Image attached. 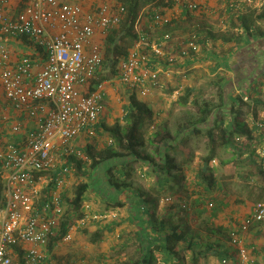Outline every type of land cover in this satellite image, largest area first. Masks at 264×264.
I'll return each instance as SVG.
<instances>
[{
	"label": "trees",
	"instance_id": "trees-1",
	"mask_svg": "<svg viewBox=\"0 0 264 264\" xmlns=\"http://www.w3.org/2000/svg\"><path fill=\"white\" fill-rule=\"evenodd\" d=\"M118 2L124 6L125 13L120 24L103 39V68L90 80L88 94L99 83L118 77V64L127 55L137 37L134 24L141 10L149 5L148 18L152 21L154 12L165 13L175 5V0ZM186 11L185 15L189 18L190 12ZM216 16L219 22L222 13H217ZM169 25H164L162 29ZM164 32L165 30L161 34ZM196 33L200 48L211 47L209 50H212L214 55L217 54L216 56L224 55L228 46L234 63L229 67L231 77L225 80L226 82H221V75L214 77L217 79V82H214L215 99L205 101L204 105L199 106L197 98L192 97L196 88L190 87H186L185 91L173 99L172 104L198 105L199 115L195 120L189 121L187 126L176 125L174 131L168 123L157 126L156 115L150 104L141 98L136 90L125 87L127 102L123 106L121 118L111 125L99 118L91 127L92 133L87 131L89 136L93 133L99 136L105 133L108 141L103 148L97 147L96 139L90 140L80 149L86 160L75 156L68 159L78 177L102 174L99 179L106 197L113 202V209L125 205L124 201L120 200L123 192L128 191L129 197H133L134 201L130 204L142 215V219L132 235L137 244V256L128 258L125 264H201L199 259L204 260L208 256H215L220 263L228 262V256L235 260L238 254L230 244L231 232L239 231L242 222L249 218L250 214L241 222L233 221L227 227L209 222V217L216 216L214 212H210L209 217L206 215L200 222L206 228L205 233L201 234L190 228L188 211L191 208L186 204L183 206L182 201L189 199L194 189L204 198L214 199L211 195L219 187L216 173L222 171L225 174H234L239 164L241 166L243 163L256 167L260 180L264 182V157L257 152V148L264 144L263 133L252 123L264 109V6L260 10L248 9L236 16L228 13L223 30L210 32L207 36H203L200 30H196ZM208 41L211 43L207 44ZM212 41H217L219 45L212 44ZM216 68L217 66L212 70ZM106 69H109L107 74L104 73ZM245 96L249 101L244 100ZM203 136L207 139L206 153L200 157L199 168L193 173L191 180L187 178L184 170V166L189 164V158H185L189 153L187 144ZM227 150L233 156L221 158L220 153ZM180 155L183 159L178 160ZM213 161H218L220 170L213 167ZM134 162L141 163L143 176L154 177L150 192L143 189L141 191L131 180L135 172L132 167ZM126 164L127 168H124ZM49 174L52 179L45 190L54 188L57 173L53 171ZM249 175L252 176L251 172ZM89 187V182L80 180L72 188L71 195L68 190L62 193V205L64 207L67 204L68 207L59 231L55 232L46 246L48 255L66 234L72 217L83 215L85 193ZM3 190L0 176V208L3 206ZM163 197H169L170 202L167 203L168 208L158 214L153 208H157ZM180 210L183 214L179 213ZM259 224L252 223L250 227ZM101 237L102 230H98L92 235V242H98ZM213 237L217 239L214 240ZM120 238L122 240V237ZM14 249L19 254V262L25 264L21 257L23 251L19 247ZM102 259L105 264L108 263L105 256Z\"/></svg>",
	"mask_w": 264,
	"mask_h": 264
},
{
	"label": "built area",
	"instance_id": "built-area-1",
	"mask_svg": "<svg viewBox=\"0 0 264 264\" xmlns=\"http://www.w3.org/2000/svg\"><path fill=\"white\" fill-rule=\"evenodd\" d=\"M182 3L189 12L204 10L215 14L221 11L219 23L222 26L228 13L236 16L264 6V0H222L214 10L193 1ZM124 13V6L118 0L103 3L91 11H84L77 3L59 0H25L24 7L14 15L0 9L1 33L27 36L44 47L47 55L33 80L28 81L33 67L30 58L23 57L10 66L7 49L0 47V85L6 99L37 120L36 125L24 133L21 142H7L0 149V176L4 185L0 208V264H21L15 247L23 251L21 257L25 264H52L46 246L64 219L61 198L72 169L68 159L70 156L87 159L74 145V139L83 130L92 133V125L105 108V82L88 94L89 82L103 68L104 37L120 24ZM152 22L162 27L171 24V17L156 11ZM134 31L137 37L118 64L117 79L125 87L136 90L141 98L161 87V73H168L179 59L192 60L200 51L196 31L178 40L177 52L169 46L173 40L170 32L157 38L145 33L142 10ZM244 100L249 101L246 96ZM41 101L50 104V109L38 116L45 109ZM252 123L262 131L264 142V114ZM21 129L19 123L11 127L14 134ZM257 149L264 157V144ZM53 171L57 173L54 188L45 190L52 179L49 173ZM43 172L46 174L41 175ZM212 205L210 201L208 206ZM116 216L114 211L94 212L84 203L83 215L72 217L62 240H69L75 229L91 222L105 223ZM256 222L264 229V202L261 201L254 205L239 231L231 232L230 244L236 249L240 264L248 263L244 235Z\"/></svg>",
	"mask_w": 264,
	"mask_h": 264
},
{
	"label": "crops",
	"instance_id": "crops-1",
	"mask_svg": "<svg viewBox=\"0 0 264 264\" xmlns=\"http://www.w3.org/2000/svg\"><path fill=\"white\" fill-rule=\"evenodd\" d=\"M59 1H69L79 4L84 11H91L92 9L100 6L103 3H112L115 0H59ZM184 1H193L200 3L201 5H204V7L214 10L217 7L221 5L222 0H178L175 1V5L168 9L165 13L171 17V24L168 27H165V32H170L172 34V41L169 43V46L174 49L175 52L178 51L179 45L178 40L181 38H184L187 36L191 31L189 28V24L191 21H200L198 24L196 22L195 25H198L201 29L200 31L203 32V36L210 32H215L217 30H223L224 26L220 25V23L216 20L217 19V13H221V11H217L215 14L211 13H205L204 10L196 11V12H190L189 18L186 17L185 13L187 12L186 9L183 7ZM25 5V0H0V9L4 10L5 13L9 15H14L18 13ZM150 7L149 5L145 6L144 9H142V29L145 33L149 34L153 38L160 37L162 34V27L155 26L152 21L148 18ZM222 18V17H221ZM221 20V19H220ZM217 23L214 24L213 22ZM219 23V24H218ZM187 25V26H186ZM193 28V27H192ZM195 28V26H194ZM159 29V30H157ZM196 29V28H195ZM211 41H208L207 44H210ZM212 44L219 45L217 41L213 42ZM168 46V47H169ZM210 46V45H209ZM0 47H4L7 49L9 53V65L14 66L17 64L23 57H29L32 61L33 67L31 71V76L28 78V81H32L34 78L35 73L39 70V67L43 65L47 59L46 51L44 47L40 46L36 42H34L32 39L28 38L27 36H8L0 32ZM170 48V47H169ZM211 47L207 48H201L203 52H199L198 55L191 59H179L176 65H172V69L169 70L167 73H161L160 74V83L161 87L153 89V91L147 95L146 97H143L144 100H146L151 108L154 110L156 115V125L162 123H168L170 116H173L174 112L171 109L172 102H174L173 99H176L177 96L182 92L183 88L190 87L191 88H198V84L200 82V78L202 75H205V72L209 74V77L212 76V74H215L216 72H213L210 74L211 70L217 66V64L220 63L217 70L220 71V74L222 75L221 82H226L225 80H228L231 77V70L229 67L233 66V54L231 53V49L226 46L224 55L221 54V56H216L213 54ZM169 51V49H167ZM174 52V53H175ZM215 52V51H214ZM216 53V52H215ZM206 60V61H205ZM205 61V62H203ZM202 64H198V63ZM165 65V64H161ZM206 66V67H205ZM167 68V67H166ZM213 71V70H212ZM183 72L185 74H183ZM210 82L213 83L214 87L216 88V84L214 82H217V79L213 78ZM105 82V92L106 96L107 94H111L110 98L113 97V93L109 91V87ZM125 87V86H124ZM172 91V95H171ZM185 91V89H183ZM239 92V91H238ZM173 100V101H171ZM41 103L45 104V109L40 111L41 113L38 114V116H42L43 114L47 113L50 109V104L45 103L44 101H41ZM175 116V115H174ZM121 118V116H120ZM100 119L103 120L108 125H111L114 122V117L110 115V111L108 108H104L103 113L100 116ZM116 120V119H115ZM21 124V131L18 134L12 133L11 127L15 124ZM37 123V120L33 117H30L28 112L25 110H19L16 109L5 97L4 92L2 90V87L0 85V149L4 147V145L7 142H21L24 139V133L30 129L33 128ZM169 126V124H168ZM92 136L88 135V132L83 130L79 135L76 136L74 139V145L81 149L84 147V145L91 140ZM202 138V137H201ZM201 138L193 139L187 144V149L189 150V153L186 159L189 160V164L184 166V170L187 173V178L192 180L193 173L197 172L200 164V157L202 154H200L196 149H198V142ZM206 138V137H205ZM100 141V140H99ZM97 144L98 148L100 147V144ZM201 142V141H200ZM191 150V151H190ZM228 157L223 154L226 153ZM226 152L220 153L221 158H231L233 154L227 150ZM247 158V157H245ZM183 159V157L180 155L178 156V160ZM213 167L217 170L219 169V163L218 161H213ZM220 172V171H219ZM145 174V173H144ZM219 187L216 188L215 192L213 193L214 199L210 198H204V196L200 195V192H194L191 195L189 199H185V201H182V205L186 204L189 208H191L188 214V224L190 225V228L193 231H199L201 234L205 233L206 228H204V224H201L204 217L207 215L209 217L210 212H214L216 214L215 218L209 217L208 220L214 225L217 226H227L232 224L233 221H239L243 220L247 214L242 215L240 212H236V210L232 211V207L229 205V207L225 206L223 204H220L219 206L216 205V208L209 207L208 203L210 201L216 200V202L224 201L226 203L228 198L225 196L227 191L225 189H221L223 186L221 181L218 180ZM146 191H149L150 189H145ZM222 192V193H221ZM174 195V193H172ZM179 195V194H178ZM229 196V194H228ZM121 198V197H120ZM162 199L159 201L161 202ZM214 204V202H213ZM193 206V208H192ZM251 213V212H250ZM249 213V214H250ZM248 214V215H249ZM191 218H194V221L191 222ZM200 218V219H199ZM198 222V223H197ZM96 223V222H95ZM90 227V224L87 226ZM98 230L109 231L112 230L110 226L102 225L99 229V226L96 227ZM97 232L94 231V233ZM73 233V231H72ZM71 233V236H72ZM93 233V234H94ZM264 229L262 226L254 225L253 227H250L248 232L244 235V244L248 250V263L247 264H257L258 262H263L262 257V248L264 247L263 240L260 238L261 235H263ZM120 234H117V237H119ZM213 239H217V237H213ZM61 241V240H60ZM229 243H227L228 246ZM54 249L52 250V252ZM52 252H49V255L52 254ZM86 258L88 260H91L95 262L96 264H105L104 262V256L106 257V261L110 262L111 259H108V255L103 254H85ZM83 255H80L82 257ZM264 256V255H263ZM51 257V256H50ZM55 258V257H54ZM57 259H59L57 257ZM226 259H228V262H224L226 264H240L238 257L236 256L235 260L231 258V256H228ZM84 259H80L81 262H84ZM60 261V260H58ZM102 261V262H101ZM226 261V260H225ZM104 262V263H103ZM212 262H216L220 264V260L216 258L215 256H208L204 260L199 259V263L201 264H211ZM52 264H54L52 259ZM215 264V263H213Z\"/></svg>",
	"mask_w": 264,
	"mask_h": 264
},
{
	"label": "rangeland",
	"instance_id": "rangeland-1",
	"mask_svg": "<svg viewBox=\"0 0 264 264\" xmlns=\"http://www.w3.org/2000/svg\"><path fill=\"white\" fill-rule=\"evenodd\" d=\"M218 21V18L216 19ZM198 24L200 21H196ZM195 21H191L189 26V30L191 32L198 31L201 29L196 24ZM213 22V21H212ZM217 25V23L213 22ZM219 24V23H218ZM187 26V25H186ZM195 26V28H194ZM193 27V28H192ZM159 30V29H157ZM199 52H203L201 50ZM206 61V60H205ZM203 61V62H205ZM198 64H202L201 62ZM206 67V66H205ZM218 68V65H217ZM211 70L210 74L213 72H216L215 74H212V76L209 77V74L205 72V75L201 76V80L199 84L197 85L198 88H196L195 93L192 95V97H196L198 100V105H204L205 101L213 100L215 99V87L212 82H210L215 76L220 77V71L217 70ZM104 73H109V69H106ZM222 76V75H221ZM223 79H226L223 78ZM107 86L109 87V91L113 93V97L110 98V95L107 94L105 96L104 100V106L105 108H108L110 111V115L114 117L115 119L120 118L122 116V110L124 104L127 102V92L124 85H122L116 77L111 78L109 81H107ZM185 89V88H183ZM182 89V91H183ZM172 101V100H171ZM198 105L195 104H189L187 106H182L178 104H172L171 109L174 112L173 116H170L168 119L169 127L171 130H175L177 127L176 125L182 124L187 126L189 124V121H193L197 118L198 114ZM264 114V109L261 111V114ZM175 115V116H174ZM189 117V118H188ZM163 124V123H162ZM93 137L91 140L95 141L98 144H100V147L103 148V146L108 141V137L105 135V133L102 135H96L93 133ZM206 138L203 136L199 140L198 144V151L200 154L204 155L206 153ZM201 141V142H200ZM191 151V150H190ZM227 157V152L223 153ZM244 162V161H243ZM242 163V162H241ZM132 167L135 169V172L132 174L131 180L140 187L141 191L142 189H150L153 187V176H143L142 175V165L140 162H134L132 164ZM124 168H127V164L124 165ZM141 169V170H140ZM144 171V170H143ZM251 172L252 176H248V173ZM218 180L221 181L222 187L221 189H225L227 193H225L228 198L226 203L224 201L216 202L214 200L213 207L216 208V205L223 204L224 207L229 205L232 207V213L235 209L236 212H240L242 215L247 214L248 212H252L254 205L258 201H264V182H262L259 178L258 172L256 167L250 164L243 163L241 166L239 164L238 169L235 170L234 174L226 173L222 171H218L217 173ZM99 177H102V174H93L89 177H78L75 174L74 167H72L70 174L67 176V189L68 193L71 195L72 188L80 181H87L90 184L89 189L85 193V204H88L90 208L94 212H104V211H114L117 216L108 222H91L90 227H83L75 229L72 233V236L69 240H62L58 242V244L54 247V251L52 254L49 255L50 259H53L54 264H96L95 262L88 260L85 256V254H103L108 255V257L111 258V255L113 257L111 258L110 262L107 264H125V262L128 260V258H131L132 256H137V244L135 240L132 238V235L134 233V230L138 228L139 221L142 219V215L135 209H133L131 202L134 201L133 197H129L128 191L123 192V195L121 196L120 200H123L125 205L123 207H116L113 209V202L111 203L109 201V198L106 197L104 187L101 185V181ZM103 187V188H102ZM149 190V192H150ZM155 193V192H154ZM222 193V192H221ZM229 194V196H228ZM156 196V194H155ZM154 196V197H155ZM219 200V199H218ZM128 201V202H126ZM167 201V202H166ZM170 202L169 197H163V201L159 202L157 205V208H153L154 212H157L160 214L162 211L166 210L168 207V204ZM83 203V204H84ZM216 204V205H215ZM67 204L64 205V215L66 214L67 210ZM212 207V206H211ZM181 214H183L180 210ZM248 213V214H249ZM247 214V215H248ZM200 219V218H199ZM194 221V218H191V222ZM242 220H239L241 222ZM198 223V222H197ZM102 225L110 226L112 228L111 231L107 229V231L102 230V237L101 239L94 243L92 242V235L94 231H98L96 227L99 226V229ZM117 234H120L119 237H117ZM122 237V240L121 238ZM260 238L263 240L264 243V233L260 236ZM124 245V246H122ZM124 247V248H123ZM264 251V247L262 248V252ZM80 255H83L79 258ZM264 252L262 254L263 262H258L257 264H264ZM55 257V258H54ZM57 257L59 259H57ZM84 259V262H81L80 259ZM60 260V261H58ZM218 264L216 262H212L211 264ZM207 264V263H206ZM220 264H226V263H220Z\"/></svg>",
	"mask_w": 264,
	"mask_h": 264
}]
</instances>
